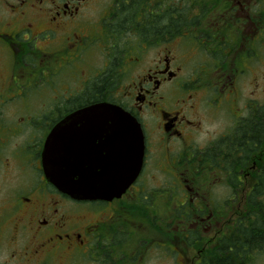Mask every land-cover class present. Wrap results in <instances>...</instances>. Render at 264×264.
Segmentation results:
<instances>
[{
  "label": "flooded vegetation",
  "instance_id": "af4514ba",
  "mask_svg": "<svg viewBox=\"0 0 264 264\" xmlns=\"http://www.w3.org/2000/svg\"><path fill=\"white\" fill-rule=\"evenodd\" d=\"M262 44L264 0H0V264H250L264 253ZM195 54L196 73L181 61ZM100 103L140 125L142 168L118 198L73 199L46 180L44 143L58 127L57 150L79 154L72 166L108 167L104 126L65 123ZM218 114L232 132L201 147L202 122ZM239 129L227 155L241 163L200 165Z\"/></svg>",
  "mask_w": 264,
  "mask_h": 264
},
{
  "label": "water",
  "instance_id": "95a60500",
  "mask_svg": "<svg viewBox=\"0 0 264 264\" xmlns=\"http://www.w3.org/2000/svg\"><path fill=\"white\" fill-rule=\"evenodd\" d=\"M65 123L86 127L89 131L108 132V167L72 166L78 153L60 151L56 143L62 136L54 127L46 138L42 166L46 179L62 193L78 200L118 198L138 176L144 155L143 135L139 124L116 106L97 104L72 113Z\"/></svg>",
  "mask_w": 264,
  "mask_h": 264
},
{
  "label": "rangeland",
  "instance_id": "374dc122",
  "mask_svg": "<svg viewBox=\"0 0 264 264\" xmlns=\"http://www.w3.org/2000/svg\"><path fill=\"white\" fill-rule=\"evenodd\" d=\"M249 32L250 30L248 31V33ZM242 45H243V50H242L243 52L247 50V47H250V44L246 40L244 41ZM257 51L259 53L261 52V56H260L261 59H260L259 64L255 67L259 69L260 72L264 73V44H262L261 47L259 46V48H256L254 50V52H257ZM93 61L96 62L97 64L99 63V60L93 59ZM181 61L185 63L188 66V68H190V70L196 73V54L192 56H185L184 59H182ZM199 62L202 66L212 62L211 56L207 54L204 49H201ZM203 72H206V70H203ZM246 91H247L249 99L251 100L255 99V95H256L255 89L252 95H251L252 88H248ZM258 101L260 102V105H264V91L258 96ZM238 113L240 115H243V117L246 116V113L243 110ZM233 122L234 120L232 119V127H233ZM230 129H231V117H228L227 115H222V114H218V116H209V117H206L204 121L202 122V132L197 136V140L199 144L201 145V147H203L208 142V140H210V142L213 143L220 136L227 135V132L228 134H230L233 130V129L231 130ZM215 143L219 144V141ZM222 147L224 148V145H222ZM217 149L220 150L219 148ZM219 154L220 153H217V152L216 153H213V152L204 153L201 158L200 165L204 163L205 158H212V157L213 159L216 160L217 163H219V165H222V166L226 165V163H224L222 159L219 158L218 156ZM220 157H223V155H220ZM223 190H225V188ZM223 190L219 189V195L220 197L225 198V194L222 193ZM152 264H160V263H152ZM250 264H264V253L260 255H256Z\"/></svg>",
  "mask_w": 264,
  "mask_h": 264
},
{
  "label": "trees",
  "instance_id": "16d2710c",
  "mask_svg": "<svg viewBox=\"0 0 264 264\" xmlns=\"http://www.w3.org/2000/svg\"><path fill=\"white\" fill-rule=\"evenodd\" d=\"M260 115H262V116L264 117V107H263V109H261L260 111L255 112L253 118H255V117H257V116H260ZM253 122H255V123H259L260 121L253 120ZM244 132H245V130H243V133H244ZM238 133H241V130H240V129H239V131L236 132V134H234V135L230 138L229 141H227V142H229V144H227V146H226V147H227V150H228V149H232V147H234V146L241 147V145H242V144H241V141H242V136H243V135H240V134H238ZM253 133H254L255 136H257L258 129L256 130V128H254ZM241 134H242V133H241ZM222 158L224 159L223 162L226 163V164L228 163V160H229L230 158H232V159L234 160V162L241 163L242 156H240V155H237V156H229V155H227V156L225 157V156L223 155ZM253 226L256 227L257 224H254ZM257 227H259V226H257Z\"/></svg>",
  "mask_w": 264,
  "mask_h": 264
},
{
  "label": "bare ground",
  "instance_id": "6f19581e",
  "mask_svg": "<svg viewBox=\"0 0 264 264\" xmlns=\"http://www.w3.org/2000/svg\"><path fill=\"white\" fill-rule=\"evenodd\" d=\"M239 231V230H238Z\"/></svg>",
  "mask_w": 264,
  "mask_h": 264
}]
</instances>
